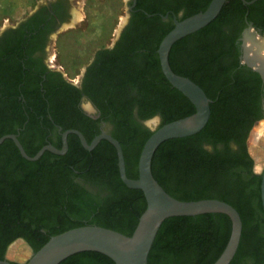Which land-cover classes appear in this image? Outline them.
Segmentation results:
<instances>
[{"label": "trees", "instance_id": "16d2710c", "mask_svg": "<svg viewBox=\"0 0 264 264\" xmlns=\"http://www.w3.org/2000/svg\"><path fill=\"white\" fill-rule=\"evenodd\" d=\"M211 1L189 0L179 20L205 11ZM182 7L177 5L174 15H179ZM243 8L249 11L251 6H245L242 0H228L214 22L173 46L169 57L173 71L190 78L206 92L213 101L212 114L200 133L163 143L154 155L152 172L164 190L178 200L217 199L232 205L242 218L243 235L231 264H264L262 176L254 172V161L248 150L251 130L264 118L260 88L251 80L226 81V70L221 64L227 43L224 27L232 12ZM166 13L151 11V17L145 16L143 23L149 26L150 32L142 31L139 40L131 44L139 46L135 49H144L150 37L157 43L152 67L157 74L142 64L138 71L133 69L136 65L132 66L131 77H137L140 82L141 98L137 99L141 105L140 117L148 120L158 115L161 126L196 112L195 106L172 87L161 70L158 49L174 28L162 21L161 15ZM250 19L264 26V20L253 16ZM112 120L116 123L114 137L123 148L127 175L137 179L139 158L152 132L135 121L132 110L127 115L115 113ZM10 133L0 130V138ZM104 143L98 145L89 163L81 157L91 154L79 143H71L64 157L53 159L54 155L46 152L35 162L24 159L10 143L0 147L2 154L8 152L2 171L9 172L10 166L16 164L17 171L23 173L11 187L15 189V196L8 195L5 202L0 201V206L4 203L11 206L0 207L1 253L6 254L9 245L21 236L36 253L51 237L83 226H100L132 236L147 201L141 190L130 189L123 183L117 151L108 144L110 148L104 152ZM26 150L34 157L41 146H27ZM76 172H83L99 189L98 195L73 184L71 177ZM27 205L33 208L26 210ZM231 232V219L223 214L169 218L157 235L149 264H214L224 252ZM61 264L115 262L100 253L84 252Z\"/></svg>", "mask_w": 264, "mask_h": 264}, {"label": "flooded vegetation", "instance_id": "af4514ba", "mask_svg": "<svg viewBox=\"0 0 264 264\" xmlns=\"http://www.w3.org/2000/svg\"><path fill=\"white\" fill-rule=\"evenodd\" d=\"M188 1L127 0L119 30L113 29L104 39L96 38L105 40V43H94L93 50L82 43L87 34H95L88 27L95 23L88 20L85 13L89 3L87 0H84L85 7L82 8L78 6L81 4L78 0H45L16 24L3 27L0 30V130H9L10 134L16 135L27 153V146H41L42 149L52 145L62 149L63 133L68 130L80 131L89 144L103 132L114 137L116 123L112 118L118 112L127 115L132 110L135 121L149 129L145 122L150 119L140 117L141 105L137 102L141 98L140 82L137 77L132 79L131 71L132 66L136 65L133 69L137 70L143 64L150 72L156 73L152 67L155 65L153 51L157 43L150 37L144 49H135L139 46L131 44L139 40L142 31L150 32L143 21L145 16H152L149 14L151 11H166L168 19L162 21L175 26V19L184 16ZM179 4L183 5L182 10L179 15H174V8ZM93 5L90 3L89 7ZM244 5L251 6L249 11H245L246 8L234 10L224 27L227 43L221 64L226 70V81L232 78L251 80L258 85L260 109L264 115V79L259 72L261 64L258 63L260 67L256 68L246 63L244 50L245 33L250 25L254 31L264 33V26L250 19L253 16L256 20H264V0ZM87 11L93 12V9ZM86 42L90 43L91 40ZM67 141L66 154L71 143H79L84 148L76 134H69ZM103 141L106 142L104 152H107L110 148L108 144H112L107 140L100 143ZM5 143H10L20 153L13 140H5L0 147ZM95 149H85L91 156L81 158L89 163L94 158ZM47 152L54 155L53 159L66 155ZM7 153L0 152L1 202H5V196H15V189L11 187L23 176L17 171L16 164L10 166L9 172L2 171V164L8 159ZM71 178L74 185L98 195L99 189L87 180L83 172H76ZM101 196L105 197V194ZM1 206L5 209L11 207L8 203ZM32 208L26 206V210ZM19 239L26 241L23 236L16 240ZM0 262L17 264L9 261L1 251Z\"/></svg>", "mask_w": 264, "mask_h": 264}, {"label": "water", "instance_id": "95a60500", "mask_svg": "<svg viewBox=\"0 0 264 264\" xmlns=\"http://www.w3.org/2000/svg\"><path fill=\"white\" fill-rule=\"evenodd\" d=\"M228 0H212L208 8L190 16L184 20L175 19L174 28L164 37L158 55L162 72L167 81L180 91L196 108V112L188 117L173 121L161 126V120H151L149 130L151 137L145 143L139 158V177L130 179L126 171V162L120 142L107 133H102L94 138L89 144L84 135L77 130H68L63 133V148L57 149L52 145L43 147L34 157L29 156L16 135L10 134L0 139V144L7 139L13 140L21 155L28 161H38L45 152L50 151L56 155H65L68 151L67 138L69 134H76L82 145L87 150L95 149L102 140L109 141L116 149L118 155V166L123 183L130 189L141 190L147 201V208L139 219V223L132 234L127 236L118 231L100 227L83 226L68 230L55 235L32 257L26 264H61L66 259L79 253L96 252L109 257L115 264H149V255L163 223L173 217H197L207 214H223L228 216L232 222V232L229 242L214 264H231L241 244L243 235V221L239 212L227 202L217 199H206L198 201H182L172 197L155 179L152 172V162L158 148L172 139L186 138L200 133L210 121L211 104L213 101L206 92L190 78L176 74L169 61L173 46L180 40L193 35L209 26L220 15ZM244 4H252L257 0ZM161 18L168 19V15ZM253 30V32H252ZM263 38L264 33L254 31L253 26L245 33L244 50L245 62L252 67L259 68L258 63H252L250 56H259L262 49H254L255 45L250 40ZM263 58L264 56L261 55ZM264 61V60H263ZM259 72L264 79V66ZM150 121V120H148ZM261 198L264 211V170L261 174ZM11 264L10 262H0Z\"/></svg>", "mask_w": 264, "mask_h": 264}, {"label": "rangeland", "instance_id": "374dc122", "mask_svg": "<svg viewBox=\"0 0 264 264\" xmlns=\"http://www.w3.org/2000/svg\"><path fill=\"white\" fill-rule=\"evenodd\" d=\"M45 0H0V30L5 26L16 24L20 19L24 18L27 13L34 10ZM81 2L78 6L80 8L85 7L84 0H78ZM88 6L85 8V13L88 15V20L94 22V25H88L95 34H87L82 43L89 45V48L93 50L94 43L99 45L104 44L105 40H96V38L102 37L103 39L113 29L119 30L121 22L124 18V13L127 9V0H87ZM93 3L92 7L89 4ZM89 8L93 9V12H88ZM78 12L83 11L78 9ZM80 18V16H78ZM113 31V32H114ZM258 38H261L258 36ZM264 38V37H263ZM86 40H91L87 43ZM264 41V40H262ZM84 49V47H82ZM256 49V47H254ZM261 55L264 56V47L262 48ZM160 117V116H159ZM152 120V119H150ZM162 122V119L160 117ZM248 150L254 161V172L261 175L264 170V119L258 121L250 132L248 138ZM34 251L32 247L22 239L16 240L11 243L7 249L6 257L9 261L17 264H26L32 257Z\"/></svg>", "mask_w": 264, "mask_h": 264}, {"label": "bare ground", "instance_id": "6f19581e", "mask_svg": "<svg viewBox=\"0 0 264 264\" xmlns=\"http://www.w3.org/2000/svg\"><path fill=\"white\" fill-rule=\"evenodd\" d=\"M252 38H253V36H251L250 40H251V42H253V45H255L256 49L260 50L264 47V41H262V40H264V38H257L258 40H255V41ZM263 60H264V58L261 56V54L259 56L255 55V54H252L250 56V61L252 63L257 61V62L262 63V65L264 66Z\"/></svg>", "mask_w": 264, "mask_h": 264}, {"label": "clouds", "instance_id": "9594fccd", "mask_svg": "<svg viewBox=\"0 0 264 264\" xmlns=\"http://www.w3.org/2000/svg\"><path fill=\"white\" fill-rule=\"evenodd\" d=\"M159 119H160V117L157 115V116H154L153 118H152V120H154V121H159ZM151 120L150 121H146L145 122V126H148V127H150V125H151Z\"/></svg>", "mask_w": 264, "mask_h": 264}]
</instances>
